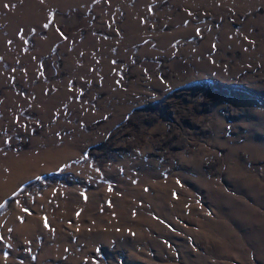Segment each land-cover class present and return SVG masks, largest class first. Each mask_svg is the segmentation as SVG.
I'll use <instances>...</instances> for the list:
<instances>
[{"label": "rangeland", "instance_id": "rangeland-1", "mask_svg": "<svg viewBox=\"0 0 264 264\" xmlns=\"http://www.w3.org/2000/svg\"><path fill=\"white\" fill-rule=\"evenodd\" d=\"M0 264H264V0H0Z\"/></svg>", "mask_w": 264, "mask_h": 264}, {"label": "snow or ice", "instance_id": "snow-or-ice-1", "mask_svg": "<svg viewBox=\"0 0 264 264\" xmlns=\"http://www.w3.org/2000/svg\"><path fill=\"white\" fill-rule=\"evenodd\" d=\"M5 7H7V5H5Z\"/></svg>", "mask_w": 264, "mask_h": 264}]
</instances>
